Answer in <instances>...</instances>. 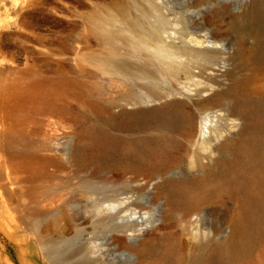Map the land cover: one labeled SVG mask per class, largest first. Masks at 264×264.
Listing matches in <instances>:
<instances>
[{"label": "rangeland", "instance_id": "rangeland-1", "mask_svg": "<svg viewBox=\"0 0 264 264\" xmlns=\"http://www.w3.org/2000/svg\"><path fill=\"white\" fill-rule=\"evenodd\" d=\"M255 1L0 0V264H264Z\"/></svg>", "mask_w": 264, "mask_h": 264}, {"label": "bare ground", "instance_id": "bare-ground-1", "mask_svg": "<svg viewBox=\"0 0 264 264\" xmlns=\"http://www.w3.org/2000/svg\"><path fill=\"white\" fill-rule=\"evenodd\" d=\"M247 17L252 22L259 23L264 29V0H256L253 3L251 9L249 10ZM162 50L167 52V54L169 56H173V55H171L172 53L170 51L164 50V49H162ZM212 99H213V97H210V98L203 99L200 102L206 103V102H210ZM182 103H183L182 100H180L179 98H173L171 100H168L165 103V105H169V106H171L177 110H180ZM210 105H212V104H210ZM158 109H159V107L154 105V106H150V107H146V108H139L138 110H134L133 112H136V113H139V112H143V113L155 112ZM210 121H211V119H210V113L209 112H207L206 114L201 116L200 122H199L200 123V126H199L200 134L198 135V138H200V136H201L203 139V135L205 133V130H203V129H208L210 127ZM132 236H133V234H132Z\"/></svg>", "mask_w": 264, "mask_h": 264}, {"label": "water", "instance_id": "water-1", "mask_svg": "<svg viewBox=\"0 0 264 264\" xmlns=\"http://www.w3.org/2000/svg\"><path fill=\"white\" fill-rule=\"evenodd\" d=\"M171 99H173V98L166 99V100L164 101V103H165L166 101H168V100H171ZM180 100H181V99H180ZM182 102L184 103V100H182ZM130 239H133V237H130Z\"/></svg>", "mask_w": 264, "mask_h": 264}]
</instances>
